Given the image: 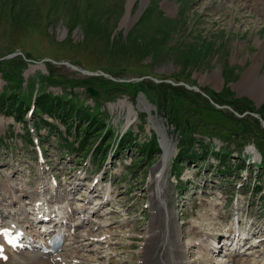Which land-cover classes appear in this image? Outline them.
<instances>
[{
    "label": "rangeland",
    "instance_id": "rangeland-1",
    "mask_svg": "<svg viewBox=\"0 0 264 264\" xmlns=\"http://www.w3.org/2000/svg\"><path fill=\"white\" fill-rule=\"evenodd\" d=\"M252 113L264 121V0H0V180L10 173L16 187L32 192L37 185L31 135L69 189L77 183L82 190L80 167L88 179L107 171L112 202L99 209L109 213L95 219L114 218L115 230L124 225L130 232L108 251L113 264L137 263L153 223L152 190L164 150L152 116L175 144L174 170L164 179V224L171 220L186 240L195 225L215 231L209 217L218 202L223 224L235 206L243 218L264 224V126ZM122 134L130 149L103 157ZM206 147L196 164L186 159L188 149L202 154ZM222 150L228 173L219 171ZM25 211L16 215L25 219ZM102 244L99 251L111 243ZM256 250L264 254V241ZM92 256L82 260L110 263L102 253Z\"/></svg>",
    "mask_w": 264,
    "mask_h": 264
},
{
    "label": "bare ground",
    "instance_id": "bare-ground-1",
    "mask_svg": "<svg viewBox=\"0 0 264 264\" xmlns=\"http://www.w3.org/2000/svg\"><path fill=\"white\" fill-rule=\"evenodd\" d=\"M147 108L149 109L150 107L147 106ZM149 111H151V109H149ZM130 116H131V111L128 114L129 120H130ZM150 121L154 123V126L159 131L158 134L161 136V142L160 143L162 144L164 153H163L162 160L160 161V163L157 166L158 175H157V177H155V185H154V188L152 190L154 192V196H155V197L153 196V200L155 201L154 202L155 206L153 207V210H154L153 223L152 224L150 223L151 224V225H149L150 227L148 226L149 227L148 232H147L148 235H147V237L145 235L146 240H144L145 242H142V244H141L142 246L140 248V255L139 254L137 255V257L139 256V260H140L139 264H154V263H156V260L158 258L162 264H196V262L193 259H190V257H189V256H193V255H197L199 258H205L211 264H216V263L217 264H264V262L256 261L254 259H253V262L251 261V262L247 263V260L243 259V257L241 255H244L246 253L250 255V253L245 252V251H244V253H241L240 248L242 247L243 244H245V242H243L242 239H240L239 237L237 238V241L235 243L230 242V244H228V245L223 243L220 246L218 244H216V242H215V231L217 232L221 229L220 224L218 222L219 220H215V219H218L220 217L219 207H218L219 203H216V204L213 203L214 205H212L211 214L214 217H209V221L211 220L210 222L214 223V225H215V226H213L215 231H211V230L210 231H203L197 225H195L192 228L191 236H189L186 240V237L184 236V232L181 229H179L180 228L179 226H176L173 222H171V220H169V222L166 224L163 223L162 216L164 215V208L166 207L165 206L166 205V200H165L166 198L164 199L165 193H166L164 191V188H165L166 183H165L164 179H165V173L169 169L170 158H171V155L173 154V147L175 144L172 142L171 139H169L167 137L166 129L162 125H160L156 122L157 121L156 117L152 116L150 118ZM8 192H9V195L7 196V198L9 199V203L12 202L13 205H16V203H17V205H18L17 209L23 212V209L25 210V202L20 197V195L16 196L17 194L16 195L14 194V189L9 184H7L6 192L4 194H7ZM104 193H105V195H109L110 194L109 188L106 187L104 189ZM82 206H80V207H82ZM0 208H5V207L1 206ZM91 208L92 207H88L87 209L89 210ZM156 210H157V213L155 214ZM97 212H98V208L96 209V211L94 213H97ZM168 216L169 217L172 216V212H170V210L168 211ZM17 220H19V219H17ZM28 221L29 220L27 219L26 220L27 225H25V228L29 232H35V229L33 228V226L30 223H28ZM83 223H84V221H83ZM112 223L113 222H110L108 220H104L100 224H102V226H108L109 227L112 225ZM161 226L164 229H161ZM177 227H179V228H177ZM194 228H197L198 230L195 231ZM109 229H110V227H109ZM229 229H234V226L231 224L229 226ZM107 231L108 230H106L102 233V235L105 236L104 240H102V241L99 240V238L90 239L89 237L92 234L89 231H87V232L85 231L83 233H80L78 236L74 237V239L71 240V243L65 252L66 256L68 254H70L68 256L72 259L70 261V264H74L73 263L74 259H79L78 264H80V263L85 264V262L82 260L85 256V254L82 252L83 250H85V251L93 250V251L98 252L99 251L98 247L103 246L102 243H105V244L106 243H112V239H113V236L115 235V233L112 231H108V232ZM86 240H88V241H86ZM157 241H161V243H160L161 245L159 244L161 247L165 246V245L168 247V249L165 248L166 251L164 250L158 255V258L155 254V247H156ZM90 245H92L93 247L89 248ZM222 246L225 249V255H224L225 261L222 259L223 262L218 263L219 260H218V258L216 259V256L218 255L220 250H218L217 248L219 247L221 249ZM198 247H200V248H198ZM191 248L192 249L198 248V250H197L198 252L193 254V251L191 250ZM248 248H253V247L249 246V247H247V249ZM190 253H191V255H190ZM229 258H232V260ZM89 262H87V263H89ZM7 264H49V263H47V261L39 259L35 256H25L24 262H21V261L18 262L17 260L10 259ZM98 264H101V263H98Z\"/></svg>",
    "mask_w": 264,
    "mask_h": 264
},
{
    "label": "water",
    "instance_id": "water-1",
    "mask_svg": "<svg viewBox=\"0 0 264 264\" xmlns=\"http://www.w3.org/2000/svg\"><path fill=\"white\" fill-rule=\"evenodd\" d=\"M64 63H66L67 65H69V66L72 67L73 69L81 70V71H82V69H80L77 65H74V64L69 63V62H64ZM186 86L189 87V88L197 89V90H198V88L195 87V86H188L187 84H186ZM88 92H89L90 94H92V95H96V94H97V91L94 90V89H92L91 87H88ZM215 105H216L217 107H221V106H219V105H217V104H215ZM252 115L255 116V117H257V118H259V120L261 121L262 125L264 126V121L260 118V116H259L257 113H252Z\"/></svg>",
    "mask_w": 264,
    "mask_h": 264
},
{
    "label": "trees",
    "instance_id": "trees-1",
    "mask_svg": "<svg viewBox=\"0 0 264 264\" xmlns=\"http://www.w3.org/2000/svg\"><path fill=\"white\" fill-rule=\"evenodd\" d=\"M150 24H151V23H150ZM90 26L92 27V24L89 23V24L87 25V30H88V28H89ZM85 29H86V28H85ZM110 53H111V54L113 53V49L110 50ZM118 81H119V82H124V81H120V80H118ZM44 106H47V105H44ZM37 108H41V106H39V107H37ZM212 108H213V107H212ZM213 109H215V108H213ZM215 110H217V109H215ZM217 111H218V110H217Z\"/></svg>",
    "mask_w": 264,
    "mask_h": 264
}]
</instances>
